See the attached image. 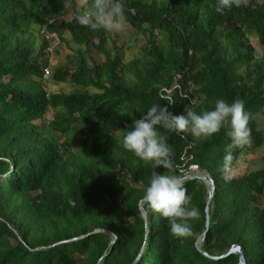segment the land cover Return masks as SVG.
I'll list each match as a JSON object with an SVG mask.
<instances>
[{"label": "trees", "instance_id": "1", "mask_svg": "<svg viewBox=\"0 0 264 264\" xmlns=\"http://www.w3.org/2000/svg\"><path fill=\"white\" fill-rule=\"evenodd\" d=\"M217 2L124 0L123 21L145 45L123 61L109 31L70 22L78 0H0V264H237L234 254L213 258L233 244L246 264H264V162L225 182L227 126L204 140L158 129L196 213L181 238L158 215L141 216L151 173L166 170L120 146L125 126L152 104L180 115L240 99L244 146L264 161V53L254 57L247 41L254 34L264 47V0L223 12ZM54 39L77 46L75 63L50 75L74 88L67 93L41 86ZM49 111L47 124H37ZM190 165L201 175L187 178ZM202 176L214 185L208 203Z\"/></svg>", "mask_w": 264, "mask_h": 264}, {"label": "clouds", "instance_id": "2", "mask_svg": "<svg viewBox=\"0 0 264 264\" xmlns=\"http://www.w3.org/2000/svg\"><path fill=\"white\" fill-rule=\"evenodd\" d=\"M233 6L239 7L240 0H218L215 10L223 12ZM124 7V0H78L70 22L74 21L92 30L119 31L123 26ZM127 115L131 117L132 112H127ZM225 126L228 128L226 135L230 142L223 149L220 171L225 173L223 179L228 182L232 179L226 173L233 160V150L248 143V113L242 100L235 99L229 103L217 98L210 110L197 113L186 109L180 115H172L165 107L158 109L157 105L152 104L139 118L132 119L131 124L125 126L126 131L120 139L122 149L144 164H149L152 169L166 170L151 173L139 199L141 216L150 212L166 220L167 231L172 237L181 238L190 234L187 220L196 213L188 207L190 197L181 180L172 174V153L167 134L158 129L186 133L204 140L219 133ZM186 177L197 176L186 174Z\"/></svg>", "mask_w": 264, "mask_h": 264}, {"label": "rangeland", "instance_id": "3", "mask_svg": "<svg viewBox=\"0 0 264 264\" xmlns=\"http://www.w3.org/2000/svg\"><path fill=\"white\" fill-rule=\"evenodd\" d=\"M123 26L119 31H109L111 38L114 39L116 44L120 47V53L123 61H128L134 56L140 54L141 47L145 45V35L135 32L131 27H129L124 21L122 22ZM35 27L33 29V34L30 38L33 39L34 46L38 45L40 41L39 30ZM55 41V43H54ZM247 41L252 48L253 55L256 58H259L264 53V47L261 46L256 39L254 34L247 35ZM50 44H55L56 47L51 56H52V68L61 63H75V50L77 48L73 43H58L56 39L50 42ZM111 47V41H107V48ZM41 86L48 93H58V92H70L74 88H71L65 83H56L51 77L43 79ZM51 118V112L44 114L43 118L36 120V123L45 126L47 120ZM259 120L263 122L262 129L264 130V117L258 116ZM249 144V142L247 143ZM246 144V145H247ZM263 157L259 151H251L247 146H243L241 151L238 154L235 165L229 170L227 175L231 177H237L244 174L250 169H255L262 167ZM200 176L201 172L194 167H189L188 176Z\"/></svg>", "mask_w": 264, "mask_h": 264}, {"label": "water", "instance_id": "4", "mask_svg": "<svg viewBox=\"0 0 264 264\" xmlns=\"http://www.w3.org/2000/svg\"><path fill=\"white\" fill-rule=\"evenodd\" d=\"M200 178H202L205 181V183L208 184V186H209L208 197H207V202H206V203H208V201H209V199H210V197H211V195L213 193V190H214L213 181L210 178L206 177V176H202ZM206 210H207V208L205 207V211ZM206 226H207V221H206ZM203 235H204V232L202 233V236ZM201 242H202V238H199L197 240V242L195 243V246L196 247H199L200 244H201ZM229 254L236 255V257H237V264H246V261L244 259L243 253L240 250V247L238 245H235V244L229 246L227 248V250L224 252V254H222L220 256L213 257V258L214 259H218V258H221V257L226 256V255H229Z\"/></svg>", "mask_w": 264, "mask_h": 264}, {"label": "built area", "instance_id": "5", "mask_svg": "<svg viewBox=\"0 0 264 264\" xmlns=\"http://www.w3.org/2000/svg\"><path fill=\"white\" fill-rule=\"evenodd\" d=\"M51 37H54V34L46 35V38H51ZM47 49L50 52V56L48 58L47 65L44 66L43 69H42V79H47L48 77H50V75L52 73V56H51V54H52V44H50ZM189 167H194L195 169H197L195 165H190Z\"/></svg>", "mask_w": 264, "mask_h": 264}]
</instances>
